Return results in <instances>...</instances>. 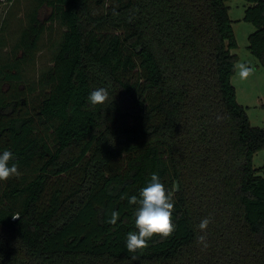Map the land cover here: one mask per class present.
Here are the masks:
<instances>
[{"label":"trees","instance_id":"obj_1","mask_svg":"<svg viewBox=\"0 0 264 264\" xmlns=\"http://www.w3.org/2000/svg\"><path fill=\"white\" fill-rule=\"evenodd\" d=\"M228 1L113 0L100 14L90 0H39L66 31L32 99L0 95V154L12 151L22 172L2 192L0 181V264H264V176L253 165L264 128L237 101ZM247 1L248 48L264 67V0ZM35 39L26 30L17 47L29 53ZM1 78L22 80L0 65ZM100 87L108 101L92 106ZM153 173L173 195L176 230L130 253L128 197ZM204 217L207 248L196 243Z\"/></svg>","mask_w":264,"mask_h":264},{"label":"rangeland","instance_id":"obj_2","mask_svg":"<svg viewBox=\"0 0 264 264\" xmlns=\"http://www.w3.org/2000/svg\"><path fill=\"white\" fill-rule=\"evenodd\" d=\"M90 1L94 12L101 14L113 0ZM227 4L230 6L229 15L238 44L231 50L238 56L236 73L232 77V83L237 91V101L246 107L251 124L264 128V67L248 48L249 35L255 31V26L244 20L249 3L247 0H229ZM52 12V6L47 3L41 5L39 0H15V2L4 0L0 5V65L4 66L5 72L20 74L22 77L20 83L1 78L0 95L12 96L15 92L17 93V89H21L28 99H32L38 91L29 93L30 87L34 86L39 90L40 81L47 82L46 74L54 64V56L66 31V26L51 16ZM34 13L38 19L37 33L30 28ZM26 30L29 32L31 41L37 37L36 47L29 53L25 51V47H17ZM114 32L118 31L114 30ZM241 64L252 69L247 78H242L239 74ZM128 75L129 78L137 80L141 71L137 68ZM15 84H21V86ZM24 98L23 95L22 100ZM41 129L47 132V140L51 143V128L40 124L39 130ZM253 165L255 168H260L259 174L264 176V148L255 154ZM21 176L10 178L6 182L1 181V192L13 181H18Z\"/></svg>","mask_w":264,"mask_h":264},{"label":"clouds","instance_id":"obj_3","mask_svg":"<svg viewBox=\"0 0 264 264\" xmlns=\"http://www.w3.org/2000/svg\"><path fill=\"white\" fill-rule=\"evenodd\" d=\"M252 69L245 64L239 65V74L242 78H247ZM109 92L107 88L100 87L91 91L87 97L88 103L92 106L102 105L108 101ZM12 151L4 150L0 154V181L6 182L10 178L21 176L18 163ZM121 199H124L122 196ZM129 205H134L136 231H130L126 237V249L130 253H137L149 247V241L155 236L161 239L170 238L176 230V225L173 222L174 199L170 191L166 190L165 185L161 182L157 173L151 175L150 181L146 187L139 191V197L132 195L128 197ZM120 214L118 211H111L110 219L107 223L116 225ZM13 216V219H17ZM212 223L210 217L201 219L197 228L201 235L197 236L196 243L203 248H207V229ZM132 260L137 257L133 255Z\"/></svg>","mask_w":264,"mask_h":264}]
</instances>
